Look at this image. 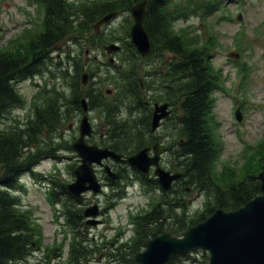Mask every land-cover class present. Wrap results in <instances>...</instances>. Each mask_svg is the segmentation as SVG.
<instances>
[{
	"label": "trees",
	"instance_id": "1",
	"mask_svg": "<svg viewBox=\"0 0 264 264\" xmlns=\"http://www.w3.org/2000/svg\"><path fill=\"white\" fill-rule=\"evenodd\" d=\"M138 1L140 0H34L42 12L38 26L34 27L33 32L24 29L19 36L9 40L5 48L0 49V122L12 109L23 106V98L17 92V83L40 74L46 67V60L51 58L52 52L60 44L74 41L80 45L90 43L95 47L112 41L110 35L96 33L93 23L112 11H130L131 6ZM214 9L216 5L213 0L146 2L144 28L151 43L149 55H155L160 62L167 63L162 76L164 83L168 84L166 91H171L172 96L165 100L179 109V114L173 115L169 121V126L175 127L179 135L178 140L173 139L175 146L170 149L169 162L183 171L184 180L183 185H175V188L164 192L155 178L131 169L133 177L139 179L141 184L159 187L162 198L150 210L133 217L134 233L128 241L107 247L108 250L104 253L112 264L133 263L134 253L145 247L146 241L155 236L156 230L167 225L170 219L169 231L178 236L189 226L203 220L215 208L236 209L259 193L255 169L241 167L243 171L237 172L225 168L222 174L215 172L218 154L208 117L213 101L212 92L218 88V75L208 60L209 47L197 45L195 38L186 35L183 29H174V23L179 19L187 18L191 13L197 14V11L205 16ZM128 29L129 25L122 42L123 52L127 56L125 61L122 58L120 60L125 64L132 60L137 66L134 67L132 63L126 69L121 65L116 67L121 85L116 87L117 92L113 97L102 86H92L93 70L89 71V82L84 86L81 83V58L72 57L74 74L69 75L66 67L60 69L61 77H70L69 94L57 87L40 91L42 103L34 105L32 116L23 127L18 124L17 128L7 133L0 130V167H3L0 172V264H15L18 259H24L30 251L31 243L37 242L35 235L39 233L38 225L27 210H19L18 197L13 195V190L22 187L18 184L17 177L45 155V151L35 153V146L50 148L52 153L55 148L52 147L54 140L52 139V144L49 143L51 139H46V134L52 135L66 121L70 111H81V98H86L89 110L98 108L101 111L109 136L107 140L101 141L103 146L128 155L154 143L150 139L152 135H147L150 133L151 108L144 99L145 91L142 92L137 80L138 74L142 72L138 59H144L129 42ZM22 37L24 40L21 44L19 42ZM166 55H170L169 58ZM68 57L67 54L66 58ZM158 68L161 70L162 67ZM150 88L149 85L145 90ZM129 98L131 100L126 105L125 99ZM124 108L131 114L125 119L121 116ZM147 112L148 116L139 120L132 117L134 113ZM65 145L70 149L69 142ZM252 151L249 160L256 153V159L260 157L257 159L260 169L264 170V139L253 146ZM122 167L126 168V165H119L116 180L111 181L112 189L118 190L116 196H121L124 184L132 181ZM185 186L202 189L210 196L214 194L212 199L207 200L203 210H196L189 217L186 214L187 203L183 199ZM56 187V193L60 195L52 191L50 198L54 202L64 200L63 213L70 231L66 259H60V252L56 255V264H84L103 246H95L85 235L83 228L87 224L82 221L83 209L77 207L81 204L79 199L68 193L64 183L58 182ZM175 192L179 193L174 194ZM169 194L176 197L171 199L167 196ZM65 235L68 237V232ZM207 257L206 252L195 250L175 254L166 264H207Z\"/></svg>",
	"mask_w": 264,
	"mask_h": 264
},
{
	"label": "rangeland",
	"instance_id": "2",
	"mask_svg": "<svg viewBox=\"0 0 264 264\" xmlns=\"http://www.w3.org/2000/svg\"><path fill=\"white\" fill-rule=\"evenodd\" d=\"M217 1L220 6L218 5V9L212 14L202 16L197 11V14L191 15L186 20H179L176 25L180 26L178 28L183 29L186 35L189 33L197 35L198 41H195L197 45L205 43L204 45L209 47L208 60L212 68L218 71V84L223 86V90L219 89L213 93L215 98L213 115L218 122L215 131L218 135L220 148L215 172L222 174V169L225 167H233L237 172L243 171V168H252L255 169L254 174L257 175L258 172H261V169L260 163L256 159V153L246 164L244 163L250 153V151H247L246 146L256 144L255 142L258 139L261 140L264 134V0ZM128 14L129 12L121 13L115 20L109 21L111 23L108 26H101V30H105L111 37L125 38L122 36H124L128 25ZM41 17V9L34 0H0V49L5 48L7 41L19 36L24 29L27 28L33 32ZM26 36L27 34H25ZM23 40L22 37L19 43L22 44ZM89 44L83 43L80 45L74 41H70V43L69 41L63 42L59 49L51 54V58L46 60V67L43 68L40 74L19 81L16 88L23 98V106L14 108L7 114L0 122V130L7 133L10 132L9 130L17 128L18 124H22L23 127V124L29 121L35 110L33 109V102H36L35 106L42 103V97L39 98V96L36 97L35 101H33L34 99L30 100L35 92L57 87L65 94H69L68 82L70 77H61L60 69L66 67L69 70V75L71 73L73 75V67H71L73 60L65 58V54H70V58L79 56L82 67L86 68L87 72L94 71L91 78L92 86H102L103 89L112 87L110 82L104 83L107 74L106 67L111 68V66H106L104 63L106 57L99 55L102 51L101 47L89 49ZM236 49L242 56L238 59L228 57L227 54L231 51L237 52ZM119 54L121 55L120 58L125 61L127 54L123 50ZM94 56H97L95 60ZM241 57L250 65V69L246 65L245 73L240 72L241 69L238 66L243 61H241ZM232 60L240 63L237 65ZM115 61V63H118L117 58ZM138 61H140L142 71L138 76L143 78L146 85L149 80L144 79V74L149 65H147L148 62L139 59ZM132 63L134 67L137 66L132 60L128 64L121 61V66L126 69ZM97 65L99 68H97ZM113 74L115 75V85L117 87L121 85L117 72H112L107 77L110 78ZM162 85L163 87H159L155 91L156 94L144 93V99L148 104L149 99H152L150 106L153 102H161L172 96V92L166 91L164 87H167L168 84L164 85L162 83ZM148 86L149 84L146 85V87ZM109 95L114 96L111 93ZM130 100V98L125 99L126 105ZM170 108L172 115H177L175 110L172 107ZM236 109L243 115L240 122H237L234 116ZM81 115L82 112L80 111H70L66 121H63L64 123L57 128V131L52 133V136L46 134V138L49 137L55 140L54 146L56 149L54 151L59 157L51 159L52 157L43 156L35 165V170L40 175L47 178L54 176L62 183L73 181L72 169L77 166L79 160L73 150L70 151L66 148L65 143H72V138L77 137ZM129 116H131L130 112L127 108H124L122 117L125 119ZM147 116L148 112L132 115L136 120ZM89 118L95 132L88 139V142L94 143L98 140H107L109 137L108 128L102 122L100 109H92L89 112ZM164 128L165 126L162 125L158 131L164 130ZM59 142L61 143L59 144ZM43 150L47 152L50 148L37 147L35 153H41ZM163 160L164 164L162 166L165 167V164L168 163V157L165 156ZM242 165L243 168H239ZM117 167L118 165L115 164L114 168ZM2 169L3 167H0V172ZM99 177L103 179L102 183L107 182L103 175L99 174ZM22 180L26 188L16 193L21 204L19 210H30L39 228V233L37 232L35 235L37 237L36 244L31 243L33 251L22 264H41L48 260L55 263L56 259L54 258L60 252H63V260H65L66 244L63 246L62 239L64 231L69 229L65 225V216L61 214V206H52L48 200L47 195L50 189L47 183L33 179L30 174L24 175ZM160 192L161 190L156 187L147 190L140 183L134 181L125 187L124 196L121 199L115 197L116 190H111L107 186L97 196L89 193L81 196V204L77 207L83 209L92 204L96 206L94 204L96 202L99 205L97 210H102V213L96 217L100 221L95 225L87 224L83 231L95 246H103V248L92 255L89 261H85L84 264H112L109 257L104 253L108 250L107 247H114L129 240L133 234L130 221L131 214L147 208L150 198L156 197L158 199ZM169 197L173 199L176 195H169ZM185 198L188 202L189 211L187 216L189 217L192 216L193 210L204 201L205 195L199 190H194L190 194L187 193ZM60 203H64V200L60 199ZM85 220L86 218L83 217L82 221ZM169 227L170 225L166 228L169 229ZM171 235L177 236L175 234ZM33 238L35 239V237ZM53 248L57 249L51 251ZM133 264L135 263L133 262Z\"/></svg>",
	"mask_w": 264,
	"mask_h": 264
},
{
	"label": "water",
	"instance_id": "3",
	"mask_svg": "<svg viewBox=\"0 0 264 264\" xmlns=\"http://www.w3.org/2000/svg\"><path fill=\"white\" fill-rule=\"evenodd\" d=\"M145 2L146 0L138 2L131 8L133 24L130 37L142 55L148 53L150 45L143 25ZM113 14L105 15L94 26L107 22ZM105 49L113 51L118 49V46L110 44L105 46ZM86 78L87 74L83 73V83L86 82ZM81 106L83 111L87 110L85 99L81 100ZM166 107V104L156 105L152 130L158 126L161 118L167 117ZM237 118H240L238 113ZM91 132V124L87 115H84L79 125V136L72 143V148L80 158V164L74 171L73 182L66 184L67 189L77 196L86 190L93 192L99 190L93 164L101 165L103 158L124 160L139 170L147 172L151 164L157 165V158L163 150L161 146H154V156L150 157L147 155L149 148H144L122 159L121 155L108 148L87 144L85 138L89 137ZM105 171L111 178L115 177V173L108 166H105ZM154 174L164 189H168L171 182L180 176L179 173L171 174L158 166ZM257 178L260 181L259 195L234 210L215 209L207 218L189 227L181 237L164 232L149 239L145 248L134 254V261L137 264H166L175 253L202 249L208 253L207 264H264V171L259 173ZM91 208L86 209L84 214H95V207Z\"/></svg>",
	"mask_w": 264,
	"mask_h": 264
},
{
	"label": "flooded vegetation",
	"instance_id": "4",
	"mask_svg": "<svg viewBox=\"0 0 264 264\" xmlns=\"http://www.w3.org/2000/svg\"><path fill=\"white\" fill-rule=\"evenodd\" d=\"M107 54L108 53H106V52H104L102 50L99 55L101 57L103 55L104 57L108 58L110 54H108V55ZM116 54H119V52H115L113 55L116 56ZM96 58H97V56H94V60ZM156 63L157 64H151L150 63L149 64V70H150V72H147V73L144 74V76H145L144 79H146V81L149 80V83H146V85L147 84L150 85V87H151L150 90H145L147 87H146V85L143 82V78H141V77H138L137 78L138 79V82L140 81L139 79H142V85H140V82H139V86L142 89V92L145 91V93L147 92V93L154 94L155 91L159 87H163L162 83H164L163 82L164 80H163L162 73L165 71V65L167 63H165V62H156ZM159 66H162V69L161 70L158 68ZM151 81H152V83H150ZM157 96H159V95L157 94ZM163 102L164 101L157 102V103H163ZM154 103H156V102H153L152 105L150 106L151 111L149 113V123L151 121ZM173 109H174V107H173ZM174 110L176 111V109H174ZM162 125L165 126L164 130L158 131ZM150 130H151V124H150ZM153 133H154V135H152V132H150L149 134L147 133V135H152L150 139H153V140L155 139L154 140V143H157V142L162 143L163 145L167 146L168 147V150H169V152L165 153L160 158V163L162 165V164H164V160H163L164 157L165 156L167 157V154L170 153V149L172 150L174 148V146H175V144L173 143V141H174L173 139L174 138H177V140H178L179 139V135H178V133H176V128L175 127L172 128L171 126L168 125L167 119L162 120L161 123H160L159 128L156 131H154ZM111 166L114 168L115 167V163H111ZM167 166H168V163L165 164V167H167ZM169 166L172 167L171 165H169ZM100 172L102 173V171H100ZM106 184H109V182H106Z\"/></svg>",
	"mask_w": 264,
	"mask_h": 264
}]
</instances>
